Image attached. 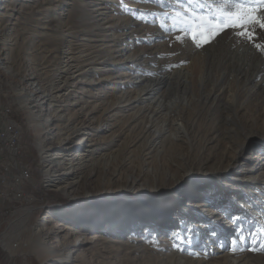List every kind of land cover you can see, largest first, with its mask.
I'll list each match as a JSON object with an SVG mask.
<instances>
[{"label": "rangeland", "instance_id": "rangeland-1", "mask_svg": "<svg viewBox=\"0 0 264 264\" xmlns=\"http://www.w3.org/2000/svg\"><path fill=\"white\" fill-rule=\"evenodd\" d=\"M225 2L0 0V102L23 117L24 128L19 125V160L32 174L25 199L0 200V250L10 257L8 263L179 264L173 259L176 256L160 261L165 259L175 236L163 229V221L154 210L175 206L180 199L179 207L169 214L186 231H194V224L205 227L196 229L201 236L185 238L188 248L182 255L190 254L210 264L219 261L215 258L219 255L212 254L216 246L205 243L212 239V221L222 222L225 216L232 231L222 240V248L233 259H239V264H264V250H259L264 245V191H259L264 189V47H254L255 43L264 46V32L257 30L259 38L249 41L238 36L237 30L227 28L210 43L197 47L191 36L180 31L183 25L176 18L189 5L209 14ZM129 55H134L135 61L126 59ZM68 56L81 66V77L72 87L69 84L68 96L53 98ZM136 74L142 75L145 83L159 81V95L164 97L166 107L174 104L173 123L184 124L191 138L188 141L182 134L184 140H176L174 146L165 143L166 149L173 147L166 158L163 155L168 166L159 170L162 175L156 177V185L152 183L155 179L141 167L149 169L157 160V152L146 156V142L139 140L140 127L136 126L146 121L139 118L140 114L131 119L138 107L121 101L125 93H138V84L133 80ZM170 76L171 81L166 83ZM247 80L253 82L248 84ZM35 88L42 91L36 97L48 96L38 97L40 130L30 105L22 101L23 94L26 92L27 99ZM110 103L116 104L111 112ZM98 117H102L103 124L117 123L113 130L120 146L117 167L109 168L108 175L119 178L113 183V189L118 191L135 180L137 186L127 199L118 196L101 201L98 186L105 175H101L105 172L102 166L96 167L95 176L87 174L89 184L77 191L61 189L69 179L66 175L58 176L64 172V165L56 164L53 169L46 166V154L53 158L57 152L70 157L86 153V142L79 141L82 134L71 141L70 150L61 143L70 135L68 125H78L93 133L94 157L108 154L111 148L104 140L112 132L98 129ZM146 158L153 162L146 164ZM133 166L138 168L133 170ZM213 174L216 178H211ZM219 182L227 185L228 195L217 194L216 214L210 224L205 220L206 224L201 226L199 220L205 216L192 208L202 205V192L197 188ZM166 189L167 193L160 192ZM142 190L148 197L145 200L140 194ZM39 191L53 194L54 201H46L45 196L37 194ZM196 192H200L199 196L193 198ZM60 200L68 203L61 204ZM243 207L250 214L242 212ZM253 211H258L260 219L251 217ZM50 230L51 235L46 237ZM78 235L86 240L74 249L69 248L64 260L38 258L36 251L46 250L44 242L50 249L59 248L61 244H72ZM112 239L120 243L114 246ZM2 241L10 242V249Z\"/></svg>", "mask_w": 264, "mask_h": 264}, {"label": "bare ground", "instance_id": "bare-ground-1", "mask_svg": "<svg viewBox=\"0 0 264 264\" xmlns=\"http://www.w3.org/2000/svg\"><path fill=\"white\" fill-rule=\"evenodd\" d=\"M67 58L68 59L66 60V69L64 70V75L61 78H59V80H58L59 83L56 84V86H55L56 96H54L53 98H62V97L68 96L69 92H68L67 88H69V84L72 87L77 81H79V77H81V73H82V72H80L81 66H78L74 63V58L72 56L71 57L68 56ZM126 59H130L132 61L133 60L135 61L134 55H129V56H127ZM138 72H136V73H138ZM180 72L183 73L185 71L181 70ZM135 76L136 77L133 80H134L135 84H138V85H136L138 88V89H136V91H138V93L135 94L136 96L125 93V95H123L121 101H122V104H126L129 106L136 104L134 107H138L137 111L133 114V118H131V119L135 120L136 119L135 115L138 116V114H140L139 118L144 120V122L146 121L145 124H141V121H140L138 123V125L136 126V128L140 127L139 136L141 138L139 140L140 141L145 140V142H146L145 145L148 148L146 150V152H147L146 156H148V158H149L150 154H152L153 152H157L155 155V157H156L155 159H157V160L149 169L144 168L142 165H141V167H142V169H145L146 171H148L147 174L149 175L150 178H153V180L155 179L154 181H152V183H154L156 185V183H155L157 181L156 177L158 175H162L161 174L162 172L159 170L165 169L168 166V163L165 162L164 157L166 158L168 156L167 154L169 153L171 148L174 146L173 144L175 143V141L176 140H182L183 141L184 139L190 141L191 138H190L189 133H188V128H186V126L184 124H182V123L181 124H174L173 123L174 121L172 119L171 113L175 111L173 109L174 104H172L173 106L166 107L164 97H162V95H159V90H160L159 81H156L155 83H152V84L149 82L145 83L146 80L142 77V75L136 74ZM171 79L172 78L170 76L165 80V82L167 83L168 81H171ZM251 81L252 80H249L248 84H250ZM41 92H42L41 88H35L34 93L27 94V95H29V96H27V99H26V96L24 95L26 92L22 96V98H23L22 101H24V104H26V102H27V104L30 105L31 115L33 116V120L35 121L36 127L39 126V130H40V125L38 124V119H40V117H39L37 108L40 106V103H39L40 98L42 99L43 96L48 97L47 95H42V94L40 96H38L40 98L36 97V94H40ZM28 97H29V99H28ZM229 102H231V101H229ZM114 107H116V104L110 103V105H109L110 111L109 112H111ZM167 108H169L170 110L167 111L168 110ZM53 111L58 113L57 111H55V109ZM161 115H163L164 118L162 117L163 118L162 122L160 124H158V120H159L158 118ZM101 119H102V117H98V119H95V122L98 124V129H104L105 131L110 132V133L112 132L110 135V138L104 140L105 142H109V147L111 148V149H109L108 154L102 153V154H99V155L94 157L93 156V154H95V153H93L94 148H91L94 144H96V143L92 144L93 133L89 129H84L78 125L74 126V127H70L68 125V126H66V129L68 128V130L70 131V135L63 138L61 140V143L63 145L67 146L66 147L67 150H70L72 147L70 145L71 141L73 139H77V137L82 134L83 137L80 138L79 141L81 143L86 142V143H84L85 144L84 151H86V153L84 152L85 153L84 154V153L80 152L78 155L70 157V154H68V153L57 152L56 154L54 153L55 156L53 158H48L49 155L46 154V156L44 157V158H47L45 160L46 166L49 169H53V167L56 164L57 165H64V167H63L64 172L58 176L66 175V176H69V179H67L68 177L66 178V182L64 185L61 186V189H63V190L64 189L65 190H68V189L71 190L72 189L73 191H77L79 189V187L84 186V185L86 186L87 184H89L88 180H86V175L90 174V175L95 176L96 175V172H95L96 167L98 165L102 166L103 171H105V172L102 173L101 175H103V174H105V175L102 178L101 182H99V186H98L99 191L101 192V198H102L101 201L116 198L118 196L119 197L123 196L127 199V198L131 197V195H132L131 191L136 188L137 183L135 182V180H132V182L130 184H127L126 186H124V188L121 191L113 189L114 181L118 182L119 178L115 179V177L110 176V174L108 175V173H109V168L114 167L116 169V167H117L116 163H117V159H118L117 156L119 155L118 151H119L120 146H119V144L117 145V143L119 141L118 135H117L116 131H113L114 128L117 126V123L113 122L110 124L109 123L103 124L104 121ZM62 130H59V132L62 133ZM82 130H84V131H82ZM217 131L220 132L221 130H217ZM182 134L184 136L183 137L184 139L181 137ZM166 142L169 143L170 145L172 144L173 146L166 149V147H165ZM42 153L45 154V151L43 150ZM163 155H164V157H163ZM159 156H161L160 159H158ZM148 158H146L144 162L146 164L148 163L150 165L153 161H147ZM159 160L161 162L162 161L163 162L160 164H157ZM161 167H165V168H161ZM137 168H138L137 166H133V170L137 169ZM88 170H89V172H88ZM211 178H216V175L213 174ZM102 183H104V184L102 186H100ZM238 185H239V183H238ZM199 189L201 190L202 193L196 192L194 194L193 198H198L199 193H200V199L202 200V205H201V207H198L197 205H193L192 208L195 209L196 211H199L200 213L204 214L205 217L203 218V220H199V222L201 223V226H203L206 224L205 223L206 221H209V224H210L212 215L216 214L217 203H216L215 197L217 196V194L219 192L222 193V196L224 194H225V196H227L228 193H226L225 190H227L228 187H227V185H224L223 183L219 182L217 185H207L205 187H198L197 190H199ZM189 190H191V189H189ZM261 190L264 191V189H259V191H261ZM168 191L169 190L166 189V190H163L160 192H162V194H165ZM145 193H146V191H144V190L140 191V194H143V197H142L143 200L148 198L144 195ZM149 196H151V195H149ZM151 197H149V198H151ZM178 202H181L180 199ZM178 202H177V204L176 203L173 204L175 206L165 205L162 208L160 207V208H156L154 210V211H156L159 219L160 220L162 219V221H163V224H162L163 229L167 233L169 232L170 235L175 236L172 243H169L170 244L169 246H171V247L168 250L169 252H167V254L165 255V259L162 258V259H160V261L161 260L164 261V260L170 259V258L172 259L173 256H176L173 259H176L179 262V264H210V263H207V261H205L204 259L193 258L190 256V254L188 257H185L184 255H182V253H184L188 248L186 246L185 238L187 237L190 239L191 238L195 239L196 236L197 237L201 236V234H199L196 231V229H204L205 227L199 228L196 224H194L193 227L195 228V230H194L195 232L193 231V228H189V229H187L188 231H186L184 229V226L182 225V223H180L174 216L169 214L173 208L179 207V206H177ZM190 203L191 202H189V204ZM235 205L237 207L240 206L237 204V202H235ZM207 207H211V208L208 209ZM242 210H243L242 212H248V211H246L247 207H243ZM251 217H255L257 219H260V217H258V211L257 212L253 211V213H251ZM222 218H224L222 220V222L220 220L219 221H216V220L212 221L213 222V226H212L213 230L211 231V235H210L212 239L209 240L207 243H205V246L208 243L215 245L216 246L214 248L215 252L212 254L219 255L218 257L215 256L216 259L219 258V261H216V262L211 263V264H239V259H237V258L233 259V257H231L230 254L222 248V240H224L227 235L229 236L230 232L232 231L231 223L229 221L228 222L224 221V220H227V218H225V216H223ZM214 222H216V223H214ZM111 224H114V223H111ZM216 225H217V227H216ZM51 232H52L51 230L48 231L46 233V237H48V234L51 235ZM40 240H42L44 242L43 237ZM84 240H86L85 236L78 235V237L74 240V242H72V244H70V245H67V244L62 245L61 244L59 246V248L53 247L51 249L48 248L46 245H44V243H45L44 242L43 246H44V248H46V250H37L36 254H37L38 258L41 259L42 261H43V259L53 258V257L54 258L58 257L59 260H64L65 257H63V256L65 255L66 251H69L71 248L74 249V248L78 247V244L83 242ZM217 240L220 241L221 244H219L220 242L217 243ZM110 241H109L110 243L115 244L114 246H116V244L120 243V241H116L115 239H112ZM2 245L5 246V248L10 249V242L2 241ZM198 246L201 248L202 245H198ZM204 250H205V248H204ZM203 253H206V252L202 251V254ZM68 254H69L68 259H70L71 253L68 252ZM82 257H85V256H82ZM125 260H127V259H125ZM130 260L133 261L132 259H130ZM166 264H168V263H166Z\"/></svg>", "mask_w": 264, "mask_h": 264}, {"label": "snow or ice", "instance_id": "snow-or-ice-1", "mask_svg": "<svg viewBox=\"0 0 264 264\" xmlns=\"http://www.w3.org/2000/svg\"><path fill=\"white\" fill-rule=\"evenodd\" d=\"M176 18L183 25L180 31L191 36L197 47L210 43L227 28L237 30L238 36L255 41L259 38L257 30L264 32V0H227L209 14L198 12L189 5L177 13ZM254 47L259 50L264 46L255 43ZM259 250H264V245Z\"/></svg>", "mask_w": 264, "mask_h": 264}, {"label": "built area", "instance_id": "built-area-1", "mask_svg": "<svg viewBox=\"0 0 264 264\" xmlns=\"http://www.w3.org/2000/svg\"><path fill=\"white\" fill-rule=\"evenodd\" d=\"M20 155V127L12 118V108L0 102V200L18 202L26 198L32 174L19 160ZM17 245L14 243V247Z\"/></svg>", "mask_w": 264, "mask_h": 264}, {"label": "trees", "instance_id": "trees-1", "mask_svg": "<svg viewBox=\"0 0 264 264\" xmlns=\"http://www.w3.org/2000/svg\"><path fill=\"white\" fill-rule=\"evenodd\" d=\"M12 118H13V120L18 124V125H20V127L21 128H24V120H23V117H22V115L21 114H18L17 112H15V110H13V112H12ZM28 139H30V136H29V134H27V136H26ZM27 138H26V143H27ZM35 176L36 177H38V173H36L35 174ZM41 190H43L42 188H41ZM40 197L42 196V197H44L45 196V198H46V201L48 200V201H54V199H53V194H44V192L43 191H39V193H37ZM61 204H66V203H68L67 201H64V200H60L59 201ZM11 259H10V257L7 255V254H5L4 252H2L1 250H0V264H5V263H8L9 261H10ZM15 261V260H14ZM12 262V261H11Z\"/></svg>", "mask_w": 264, "mask_h": 264}, {"label": "crops", "instance_id": "crops-1", "mask_svg": "<svg viewBox=\"0 0 264 264\" xmlns=\"http://www.w3.org/2000/svg\"><path fill=\"white\" fill-rule=\"evenodd\" d=\"M8 244V243H7Z\"/></svg>", "mask_w": 264, "mask_h": 264}]
</instances>
